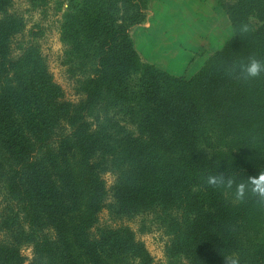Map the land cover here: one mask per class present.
Instances as JSON below:
<instances>
[{
    "label": "trees",
    "instance_id": "1",
    "mask_svg": "<svg viewBox=\"0 0 264 264\" xmlns=\"http://www.w3.org/2000/svg\"><path fill=\"white\" fill-rule=\"evenodd\" d=\"M24 1L44 21L52 6L62 13L60 60L77 100L66 98L50 72L39 45L43 26L27 30L14 0H0V185L7 202L0 264H23V246L29 264H155L131 223L141 234L160 233L158 264H264V245L241 235L245 224L257 227L264 204L249 196L232 205L229 189L207 183L211 175L247 181L264 173V137L249 153L240 128L224 137L225 149L213 146L204 125L206 115L235 127L242 118L233 109L242 111L235 92L241 80L231 69L249 57L253 36L264 60V0L226 8L234 33L256 10L262 26L237 33L225 53L243 39L242 53L216 56L195 76L198 84L141 62L128 35L141 19L138 0ZM102 213L108 221H100Z\"/></svg>",
    "mask_w": 264,
    "mask_h": 264
},
{
    "label": "rangeland",
    "instance_id": "2",
    "mask_svg": "<svg viewBox=\"0 0 264 264\" xmlns=\"http://www.w3.org/2000/svg\"><path fill=\"white\" fill-rule=\"evenodd\" d=\"M236 1L138 0L136 7L138 8V14L141 16V19L137 25L132 26L128 30V35L142 63L152 65L171 76L180 77L186 81L197 80L194 79L195 76L203 72L206 73L208 62L212 61L216 56L223 54V57L227 58V60H233L230 59V54H232L234 49L236 50L234 53H242L241 50L245 42L243 39L242 41L239 40L231 53L229 52V57L225 53L232 44L236 43L237 33L240 36L247 35L250 30L255 32V30L262 26L259 16L260 10H256L249 12V14L241 19L240 23L242 25L237 26L236 30L238 31L234 33L228 15L226 17L224 14H226V8ZM13 9L23 16L27 30L37 23L43 26L45 33L43 38L41 37L39 40L42 54L46 58L55 82L64 90L66 98L70 101H76L77 96L73 91L72 84L68 80L60 60L63 47L59 41L57 22L62 13L55 15L54 6H52L51 11L44 21L38 12H33L28 9L24 0H14ZM245 25L248 26L249 31L242 33L240 29ZM253 38L254 36L251 39L246 37V39H249L247 43L250 45L251 50L250 54L247 55L249 57L254 56L258 59L260 52L257 46L259 44ZM237 46H240L239 50L236 49L238 48ZM247 58H241L240 61H246ZM239 80H241V88L235 92L239 103L243 107L242 111H239L237 107L233 108L235 112H241L239 115L242 118L238 120V125L236 127L234 124L226 126L220 122L210 121L208 115H206L207 121L204 125L207 128V133H210L206 135H208L207 137L211 140L213 146L219 147L224 144L225 149H227L226 143H228V138L224 137L231 135L236 137L239 131L238 129L243 128L241 131L249 136V140H241L244 142L249 141L248 147L245 146V148L249 153H253L252 148L255 146L253 144L264 137L263 90L261 89V93H258L259 84H261L259 79L244 80L240 78ZM199 82L200 79L197 80V84ZM190 88H192V85ZM191 93L193 94V90H191ZM195 94L197 98H201V94L196 89ZM228 111L227 104H222V112L228 113ZM128 129L132 130L131 127ZM132 132L136 134V132ZM164 159L168 163L173 162L170 156ZM105 180L108 184L112 182L110 176H106ZM227 196L228 201L233 203L232 205H237L241 202L235 199L232 190L228 191ZM6 203L5 193L0 185V210ZM100 218L101 222L108 221L106 213H102ZM256 221L251 217L250 223L256 222L257 227L252 230L253 226L247 223L243 226L241 235L248 243L264 245V212L256 213ZM130 226L136 231L137 238L144 243L154 263H162L164 240L160 233L153 228L151 232L141 234L138 224L134 225L131 223ZM0 239L3 240L4 238L0 237ZM20 252L24 258L23 264H29V261L32 259L30 249L23 246ZM261 254L264 255V251Z\"/></svg>",
    "mask_w": 264,
    "mask_h": 264
},
{
    "label": "clouds",
    "instance_id": "3",
    "mask_svg": "<svg viewBox=\"0 0 264 264\" xmlns=\"http://www.w3.org/2000/svg\"><path fill=\"white\" fill-rule=\"evenodd\" d=\"M240 31L247 33L249 28L245 25L241 27ZM231 71L244 80L259 79L264 77V60L250 56L246 61L236 63ZM207 183L211 186L232 190L237 201L242 202L249 196H254L259 203L264 204V173L256 177H249L247 181H238L233 176L223 174L211 175L207 178ZM232 264H238V261L233 260Z\"/></svg>",
    "mask_w": 264,
    "mask_h": 264
},
{
    "label": "crops",
    "instance_id": "4",
    "mask_svg": "<svg viewBox=\"0 0 264 264\" xmlns=\"http://www.w3.org/2000/svg\"><path fill=\"white\" fill-rule=\"evenodd\" d=\"M216 2V1H215ZM225 16L227 15V14H224ZM227 17V16H226ZM228 19V18H227Z\"/></svg>",
    "mask_w": 264,
    "mask_h": 264
}]
</instances>
